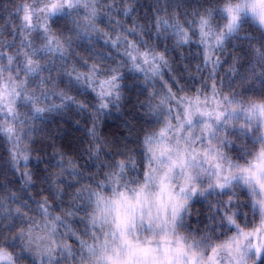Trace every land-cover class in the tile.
<instances>
[{
  "label": "snow or ice",
  "instance_id": "1",
  "mask_svg": "<svg viewBox=\"0 0 264 264\" xmlns=\"http://www.w3.org/2000/svg\"><path fill=\"white\" fill-rule=\"evenodd\" d=\"M0 264H264V0H0Z\"/></svg>",
  "mask_w": 264,
  "mask_h": 264
}]
</instances>
